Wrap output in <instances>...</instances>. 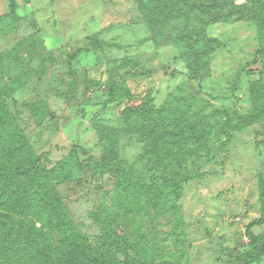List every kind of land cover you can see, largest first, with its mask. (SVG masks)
Here are the masks:
<instances>
[{
    "label": "rangeland",
    "instance_id": "rangeland-1",
    "mask_svg": "<svg viewBox=\"0 0 264 264\" xmlns=\"http://www.w3.org/2000/svg\"><path fill=\"white\" fill-rule=\"evenodd\" d=\"M218 4L214 22L150 25L136 0H0V97L10 126L63 164L57 189L83 261L103 249L112 264H236L264 215V0ZM201 25L199 47L181 37ZM147 100L192 102L184 118L202 142L145 133L156 119L125 111ZM110 147L140 179L100 168ZM171 148L193 151L182 163ZM179 165L198 173L177 187ZM153 170L172 174L171 194ZM253 231L264 236V224Z\"/></svg>",
    "mask_w": 264,
    "mask_h": 264
},
{
    "label": "trees",
    "instance_id": "trees-1",
    "mask_svg": "<svg viewBox=\"0 0 264 264\" xmlns=\"http://www.w3.org/2000/svg\"><path fill=\"white\" fill-rule=\"evenodd\" d=\"M136 1L150 25L161 24L169 19L180 20L184 16L189 21L208 18L206 22H214L222 19L223 16L218 13L225 8L219 6V0ZM157 17L162 20L156 21ZM180 35L193 40L196 47L207 40L202 25L188 31L182 29ZM187 103L179 100L178 106L173 108L167 105L158 108L147 100L139 106L127 108L125 113L142 119L155 118V125L150 126L145 133H155L158 142L184 146L190 142L200 144L205 136L199 126L196 128L198 121H185L184 118L187 112H192V102ZM11 123L7 102L0 97V264H112L105 258L103 249L91 255L87 261L81 259L79 240L70 232L75 223L70 219L63 197L57 189V184L67 177L63 164L59 162L60 165L50 167L47 154L36 153L24 132L19 127H11ZM162 124L165 128L160 129ZM186 127L190 128L188 132H185ZM192 151L191 148L180 154L171 148L167 154L185 163ZM99 164L106 173L140 179L134 168L123 164L111 147L103 152ZM177 167L180 180L175 186L197 177V170L184 168L181 171L183 167ZM152 173L163 182L164 187H170L171 194L174 185L166 184L171 183L172 174H160L154 170ZM173 174L177 175L176 169ZM160 201V197L155 198L156 206L161 205ZM260 224H264V215L247 225L249 241L236 264H252L264 256V236L253 231V227ZM44 228H52L59 233L57 246L51 241V233ZM64 228H68L65 236ZM120 245L117 243L116 247ZM125 250L126 246L120 249Z\"/></svg>",
    "mask_w": 264,
    "mask_h": 264
}]
</instances>
